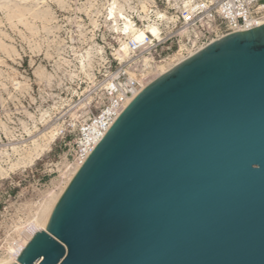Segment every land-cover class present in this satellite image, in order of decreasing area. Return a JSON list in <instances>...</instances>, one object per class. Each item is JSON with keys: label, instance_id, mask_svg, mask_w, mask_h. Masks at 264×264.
Listing matches in <instances>:
<instances>
[{"label": "water", "instance_id": "95a60500", "mask_svg": "<svg viewBox=\"0 0 264 264\" xmlns=\"http://www.w3.org/2000/svg\"><path fill=\"white\" fill-rule=\"evenodd\" d=\"M12 264H264V24L146 85Z\"/></svg>", "mask_w": 264, "mask_h": 264}, {"label": "rangeland", "instance_id": "374dc122", "mask_svg": "<svg viewBox=\"0 0 264 264\" xmlns=\"http://www.w3.org/2000/svg\"><path fill=\"white\" fill-rule=\"evenodd\" d=\"M27 1L0 0V171L6 174L0 172V257L14 223L25 217L27 207L20 212L16 207L23 199L36 201L51 178L60 179L65 159L74 162L82 124L108 101L105 85L140 69L121 62L119 42L106 23L111 0ZM142 1L125 2L139 26L144 23ZM145 3L150 7L151 0ZM134 5L139 11L131 13ZM21 7L30 11L21 14ZM35 10H42L41 15ZM91 45L103 50L88 68L93 80L77 58Z\"/></svg>", "mask_w": 264, "mask_h": 264}, {"label": "built area", "instance_id": "2783aa9c", "mask_svg": "<svg viewBox=\"0 0 264 264\" xmlns=\"http://www.w3.org/2000/svg\"><path fill=\"white\" fill-rule=\"evenodd\" d=\"M151 5V9L162 10L165 14L161 24L163 39L153 43H148L149 38L144 43L130 41L134 59L131 62L121 61L129 67H139L138 73L144 66L143 55L151 56L149 63L155 64L165 60L181 45L187 53L188 49L198 50L232 32L245 31L264 24V0H151ZM168 42L169 45L159 50V46ZM121 77L124 81L113 77L115 85H105L107 103L98 114L82 124L74 160H86L128 105L123 106L125 100L131 96L134 98L149 83L142 86V82L134 76L131 77V73L126 75L123 72ZM147 78L148 75L144 80Z\"/></svg>", "mask_w": 264, "mask_h": 264}, {"label": "bare ground", "instance_id": "6f19581e", "mask_svg": "<svg viewBox=\"0 0 264 264\" xmlns=\"http://www.w3.org/2000/svg\"><path fill=\"white\" fill-rule=\"evenodd\" d=\"M24 1L28 2L27 0H24ZM146 1L147 0H143L142 5H141V8H142L141 13L143 12L144 14L139 15L140 18L144 21L142 26H139L136 23V21L134 20L135 17L132 16V14H130V12L127 13V11L125 9V7H126L125 2H127V0H111L109 2L108 7H107L106 23H108L107 26L111 29L112 33H114L116 35L115 39L119 42L118 52L121 55V59H123L124 61L131 62L134 59V57H132L133 51L130 47V41H136L138 43L139 42L144 43V41L147 38H149L148 43H153L156 40H162L163 39L162 35H161V24L164 22L165 14L162 10L153 9V8L151 9L152 5H150V7H148L145 3ZM27 6H28V4H27ZM134 6L131 7V10H132L131 13L133 11H136V12L139 11L138 8L136 6L135 7ZM31 7H30V9H31ZM21 8L18 9V12H20L21 14L22 13L25 14L29 10V8H28V10H25L26 12L24 13L23 8L22 9ZM32 10H33V7H32ZM43 10H45V9H43ZM40 11L42 12V10H40ZM40 11L35 10L33 14H35L36 16L41 15ZM47 14H46V16H47ZM42 15H43V13H42ZM49 15H51V14H49ZM14 16H17V14H15ZM47 18H49V17H47ZM51 28L52 27H50V29ZM94 45L96 46V44H94ZM195 51H197V50L196 49H188V51L186 53L184 46L181 45L179 50L173 55V58L170 61L164 60L160 64L159 63H155V64L149 63L151 60V56L143 55V62H144L145 67L141 70V72L139 74H131V77L134 76L140 82H142V86H145L146 83H148V82L150 83L151 81L155 80L157 77L163 75L164 73L169 71L171 68H173L175 65H177L180 61H182L183 59H185L186 57H188L189 55H191ZM96 54L102 55L103 54L102 48H100V47L95 48L93 45H91L89 48H86V50L84 52L79 53L77 56L79 67H80L81 71H83L85 74L90 76L91 77L90 79H92V80L95 77V75L93 73H91L92 74V76H91V74L89 72L90 70L88 68L93 67V61H94ZM102 59H103V57H102ZM164 62H166V63H164ZM147 75L149 76V78L144 80V78ZM107 85L114 86L115 83L113 82V80H111L107 83ZM132 99H133L132 96L128 97L125 100V102L123 103V106H126L127 104H129V102ZM54 135H55L54 131H51V138H53ZM49 139H50V137H49ZM43 149H44V147H43ZM38 155H40V154H38ZM83 161H84V159H82V160L75 159L74 162H72V163L67 161V159H65L63 162L61 161L64 166L62 167V169H60V179H58L56 177L51 178L50 183L47 186V188L43 191L38 192L39 198L36 201H34L32 199L31 200L30 199H25V200L23 199V201L19 204V207L18 206L16 207L15 210L17 212H20L22 209L21 207H23V206L27 207V210L23 211V215L25 217L20 216L18 222L14 223V225L12 227L13 228L12 233L10 234V236L8 235L9 239H7L8 241H7V246H6L7 251L3 256L0 257V264H12L17 260L18 256L20 255L22 250L25 248V246L28 244V242L31 240V238L34 236V234L37 231H39V229L43 226V224L49 218V216L51 215V213H52V211L56 205V203L58 202L59 198L61 197V195L63 194V192L67 188V186L70 183V181L72 180V178L75 176V174L79 170L80 166L83 164ZM0 172L2 175L5 174L3 168ZM0 177H3V176H0Z\"/></svg>", "mask_w": 264, "mask_h": 264}]
</instances>
